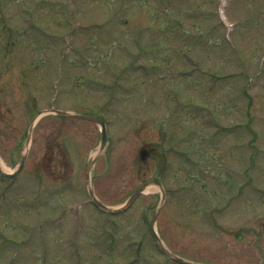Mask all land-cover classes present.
<instances>
[{
	"label": "rangeland",
	"instance_id": "1",
	"mask_svg": "<svg viewBox=\"0 0 264 264\" xmlns=\"http://www.w3.org/2000/svg\"><path fill=\"white\" fill-rule=\"evenodd\" d=\"M73 1L81 8L75 7L76 19L103 22L106 29L79 30L63 57L69 20L63 21ZM219 1L128 0L132 8L115 21L118 0H0V30L7 24L0 32V167H18L34 118L53 106L103 116L109 135L99 152V124L54 112L38 117L25 165L0 198V228L19 240L33 233L31 244L9 263L15 253L7 242L0 264H42L43 248L52 264H76L75 244L81 264H183L150 231L160 187L151 183L128 209L108 213L90 196L86 175L93 159L90 188L111 208L161 177L170 190L156 228L170 251L203 264H264V71L257 74L264 8L255 16L256 0L228 2L227 16L236 23L232 49L216 12ZM29 4L36 5L35 22L58 32L59 43L25 30L21 8ZM139 29L148 52L133 56ZM183 51L214 74H184L192 63ZM249 121L254 132L246 129ZM177 143L181 150L172 149ZM147 148L152 154L141 157ZM3 180L0 175V192ZM82 201L80 212L59 223L42 219Z\"/></svg>",
	"mask_w": 264,
	"mask_h": 264
},
{
	"label": "water",
	"instance_id": "2",
	"mask_svg": "<svg viewBox=\"0 0 264 264\" xmlns=\"http://www.w3.org/2000/svg\"><path fill=\"white\" fill-rule=\"evenodd\" d=\"M50 110H54V111H56V112L59 113V114L70 115V116H74V117H78V118L89 119V120H93V121L99 122L100 124L103 125L102 147L104 146L105 141H106V129H105V126H104L103 122H102L100 119H98V118H96V117H94V116L85 115V114L70 113V112H68V111H64V110H58V109H50ZM40 113H42V112H40ZM102 147H101V148H102ZM25 159H26V154L23 156V159H22V162H21V165H20L19 169L22 168V166H23V164H24V162H25ZM88 177H89V175H88ZM143 189H144V187H141V188L137 189V190L131 195V197L128 199V201H127L125 207L128 206V205H129V204L135 199V197H136L141 191H143ZM155 219H156V215H155V217H154V220H155ZM153 225H154V221H153ZM152 229H153V231H154V226H152ZM154 233H155L156 237L158 238L159 242L162 243L161 240H160V238L158 237V235L156 234L155 231H154Z\"/></svg>",
	"mask_w": 264,
	"mask_h": 264
}]
</instances>
